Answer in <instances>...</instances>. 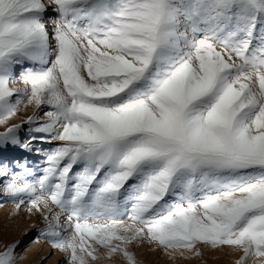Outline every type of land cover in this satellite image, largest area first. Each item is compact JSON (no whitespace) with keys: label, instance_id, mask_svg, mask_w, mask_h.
Instances as JSON below:
<instances>
[{"label":"snow or ice","instance_id":"obj_1","mask_svg":"<svg viewBox=\"0 0 264 264\" xmlns=\"http://www.w3.org/2000/svg\"><path fill=\"white\" fill-rule=\"evenodd\" d=\"M6 203L65 264H264V0H0Z\"/></svg>","mask_w":264,"mask_h":264},{"label":"rangeland","instance_id":"obj_2","mask_svg":"<svg viewBox=\"0 0 264 264\" xmlns=\"http://www.w3.org/2000/svg\"><path fill=\"white\" fill-rule=\"evenodd\" d=\"M17 87H22V84H17ZM31 109L23 111V115L30 114ZM19 155L20 153H14ZM10 156L13 154H9ZM37 162L38 158L31 157ZM13 205L10 203L0 207V243L11 244L16 241H22L17 251V255L23 257L19 264H65L64 254L59 251H53L51 247L41 241L34 243L37 228L42 226L37 216L25 217L21 212L15 219H10ZM35 225V227H33ZM7 226V227H5ZM27 232V235H25ZM137 259L140 264H234L237 256L229 253L227 250L210 252L205 250L202 258L185 259L178 253L172 256L165 255L163 250H153L149 245L134 249ZM188 255V254H186ZM46 258V259H45ZM104 264H123L120 257H114L112 260H105Z\"/></svg>","mask_w":264,"mask_h":264},{"label":"bare ground","instance_id":"obj_3","mask_svg":"<svg viewBox=\"0 0 264 264\" xmlns=\"http://www.w3.org/2000/svg\"><path fill=\"white\" fill-rule=\"evenodd\" d=\"M28 112H30V113H31V110H30V111H28Z\"/></svg>","mask_w":264,"mask_h":264}]
</instances>
